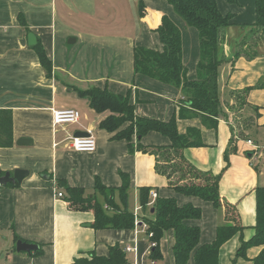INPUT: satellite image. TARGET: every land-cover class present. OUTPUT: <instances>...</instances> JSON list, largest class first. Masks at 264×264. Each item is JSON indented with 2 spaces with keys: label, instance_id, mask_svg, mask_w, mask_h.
Here are the masks:
<instances>
[{
  "label": "crops",
  "instance_id": "1",
  "mask_svg": "<svg viewBox=\"0 0 264 264\" xmlns=\"http://www.w3.org/2000/svg\"><path fill=\"white\" fill-rule=\"evenodd\" d=\"M140 2L147 9L144 17L140 15ZM217 3L223 14H233L236 24H252L257 19L255 0H237L241 8L226 0ZM153 13L155 26L148 18ZM164 14L182 29L183 60L189 68L188 78L194 80L200 59L199 33L186 26L168 0H0V110L12 112L14 136L13 146L0 147V169L4 173H13L17 168L29 170L21 183L0 185V264H84L94 255L108 256L111 246L117 243L127 253L130 264H175L172 230L163 236L162 259L154 261L150 257L145 220L154 218V212L151 205L148 212L140 205L142 186L152 187L160 197H175L181 206L193 204L201 208V218L188 221L201 228V244L213 242L218 226L227 223L222 208L171 188L168 179L157 172L154 155L132 153L126 140L112 139L113 133L99 127L100 115L77 91L95 86L116 94L130 91L139 116L169 120L175 115L180 133L198 130L200 145L185 148V157L204 171L221 174V196L235 205L245 226V239L253 235L256 189L264 186V40L252 58L245 53L235 57V49L226 44V54L231 58L219 69V86L228 118H220L214 129L204 125L202 116L192 114L191 109L180 117L185 100L180 89L135 73L136 46L163 49L154 28ZM238 32L231 28L229 40L235 39ZM30 33L35 34L52 62L50 76L28 43ZM70 38L76 41L69 43ZM248 88L246 103L237 109L230 92ZM228 100L231 108L226 106ZM63 108L78 109L80 120L55 124L53 110ZM256 112L259 115L253 118ZM243 115L248 117L245 126L241 125L244 137L238 138L236 150L229 153L236 118ZM76 132L94 136L96 150H74L71 137ZM21 138L32 143L19 145ZM142 142L167 145L170 139L151 131ZM122 174L130 179L129 191L137 194L138 205L134 210L130 203L128 206L135 215V228L96 229L92 210L69 205L66 186L80 187L90 196L95 194L112 213L95 186L99 181L119 187ZM117 197L118 193L115 201ZM118 205L122 207V203ZM141 229L147 234L148 244L141 239ZM19 240L36 244L38 249L18 251ZM240 243V234H236L221 247L220 264H232ZM127 246L136 251L127 252Z\"/></svg>",
  "mask_w": 264,
  "mask_h": 264
},
{
  "label": "trees",
  "instance_id": "2",
  "mask_svg": "<svg viewBox=\"0 0 264 264\" xmlns=\"http://www.w3.org/2000/svg\"><path fill=\"white\" fill-rule=\"evenodd\" d=\"M226 1L232 4L237 3V0ZM168 2L173 6L175 13L185 21L187 27L198 30L200 59L197 64V78L194 80L188 78L189 68L183 60L182 29L166 14L162 16L161 23L154 28L159 34L163 49L136 46L134 48L135 73L144 74L180 89L185 99L180 108V117L191 109L192 114L202 116L204 125L216 129L220 118H228L219 86V69L231 58V55L226 54L225 46L227 44L235 49V57L245 53L252 58L259 53L255 48L264 40V0H255L257 19L252 24L234 23L233 14H223L217 0H168ZM145 11L147 9L144 2H140L141 17H144ZM148 18L155 26L156 21L152 19L155 18V14ZM23 19L20 15L19 20L24 24ZM231 28L239 30L237 37L232 41L227 36ZM33 48L50 76L52 62L43 45L38 42L33 45ZM77 91L79 96L87 99L90 107L100 115L99 127L113 133L112 139L126 140L132 153L140 151L155 156L156 170L168 179L171 188L178 193L210 201L216 208L224 210L227 223L218 226L213 242L201 244V228L188 224L189 220L201 218V208L193 204L181 206L175 197L158 196L152 203L150 196L152 187L142 186L140 188L141 207L148 209L152 204L150 207L154 208V218L145 220L148 225L150 244L155 243L151 247V259L154 261L162 259L163 236L166 231L172 230L175 238L173 245L175 264H220L221 247L236 234H240L241 243L232 264H264V186L256 189L257 221L253 227V235L245 239V226L241 224L235 205L220 194L221 174L216 175L211 171L198 168L184 155L185 148L200 145L201 137L198 130H193V133H180L175 115L169 120L137 115L130 91L126 94H116L107 88L97 86L77 89ZM248 91L249 88L231 91L230 96L236 100L233 106L240 109L246 103ZM226 106L232 107L229 100ZM151 131L167 136L170 143L167 145L144 144L143 137ZM233 131L229 153L236 150L238 138L244 137V132L237 134L234 128ZM13 145L12 112L0 110V147ZM122 178L123 183L119 187L105 186L99 181L95 186V189L104 196L105 203L112 208V213L105 209L95 194L90 196L86 194L84 188L66 186L62 180L59 182L66 186L68 193L66 199L72 208L89 209L94 212L96 229H133L136 226V219L128 207L130 179L125 174H122ZM7 185H13V183ZM116 193L120 195L122 207L115 201ZM84 264L130 263L127 253L117 243L111 246L108 256L94 255L92 260Z\"/></svg>",
  "mask_w": 264,
  "mask_h": 264
},
{
  "label": "built area",
  "instance_id": "3",
  "mask_svg": "<svg viewBox=\"0 0 264 264\" xmlns=\"http://www.w3.org/2000/svg\"><path fill=\"white\" fill-rule=\"evenodd\" d=\"M80 118L81 112L76 108H63L53 110V121L55 124L76 123L80 120ZM248 143L251 144L255 150L258 149V145L254 144L252 140H248ZM71 145L74 150L79 152H94L97 148L96 139L92 135L84 137L73 136L71 137ZM58 195L62 197L63 193L59 192ZM150 196L152 198V201L154 202V200L158 197V192L155 190H151ZM146 228L148 229L147 225ZM154 245L155 243H151V247H153ZM126 251L134 252L136 251V248L132 246H127Z\"/></svg>",
  "mask_w": 264,
  "mask_h": 264
},
{
  "label": "water",
  "instance_id": "4",
  "mask_svg": "<svg viewBox=\"0 0 264 264\" xmlns=\"http://www.w3.org/2000/svg\"><path fill=\"white\" fill-rule=\"evenodd\" d=\"M75 41H76L75 38L69 39V43H74ZM28 43L30 46L37 44V39H36L35 34H33V33L29 34ZM88 135H89V133H87V132H76L74 134V137L88 136ZM31 143H32V140L27 139V138H21L20 140H18L19 145H27V144H31ZM250 155H252V154L250 153ZM28 174H29V170L22 169V168L15 169L13 171V173L11 171H7L5 173H2V170L0 169V185H7L9 183H13V184L21 183ZM152 212H154V208H152ZM36 249H38V245H36V244L23 242L22 240H19L17 242V250L18 251L31 252V251L36 250Z\"/></svg>",
  "mask_w": 264,
  "mask_h": 264
},
{
  "label": "rangeland",
  "instance_id": "5",
  "mask_svg": "<svg viewBox=\"0 0 264 264\" xmlns=\"http://www.w3.org/2000/svg\"><path fill=\"white\" fill-rule=\"evenodd\" d=\"M237 4H239V3H236V5ZM241 4V3H240ZM239 4V5H240ZM242 5V4H241ZM237 7H239L238 5H237ZM239 8H241V7H239ZM182 19V18H181ZM183 20V19H182ZM253 114V118H255V116H257V113H252ZM235 116V115H234ZM234 116H232V119L234 118ZM239 117V116H238ZM237 117V120H236V123H237V125H236V127H235V131H236V133L238 134V133H240V132H243V130H240L239 129V127L242 125V126H245L244 125V121L245 120H248L247 118L248 117H246V116H244L243 115V117H241L240 116V118H238ZM234 122H235V120H233ZM238 125H240V126H238ZM242 128V127H241ZM239 129V130H238ZM245 133V132H244ZM116 202L117 203H121V198H120V195L118 194V197H117V199H116ZM129 203H130V206H131V208L134 210L135 209V207L138 205V201H137V194L134 192V191H132V190H130L129 191ZM152 205V204H151ZM110 212H112V211H110ZM146 212H148V209H146ZM141 231H142V240L143 241H145V243H149V241L147 240L148 238H147V234H146V232L145 231H143L142 229H141ZM144 238V239H143ZM164 243H165V241H164ZM163 242H162V247H163V244H164ZM150 261V260H149Z\"/></svg>",
  "mask_w": 264,
  "mask_h": 264
}]
</instances>
